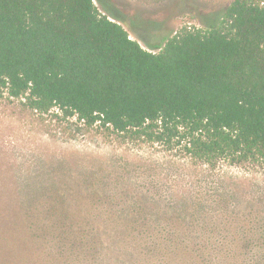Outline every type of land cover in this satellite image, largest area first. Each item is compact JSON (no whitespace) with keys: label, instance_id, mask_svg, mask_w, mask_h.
Masks as SVG:
<instances>
[{"label":"rangeland","instance_id":"374dc122","mask_svg":"<svg viewBox=\"0 0 264 264\" xmlns=\"http://www.w3.org/2000/svg\"><path fill=\"white\" fill-rule=\"evenodd\" d=\"M232 1L93 4L156 53ZM183 142L0 95V264H264V154L212 166Z\"/></svg>","mask_w":264,"mask_h":264},{"label":"trees","instance_id":"16d2710c","mask_svg":"<svg viewBox=\"0 0 264 264\" xmlns=\"http://www.w3.org/2000/svg\"><path fill=\"white\" fill-rule=\"evenodd\" d=\"M214 16L153 53L93 0H0V95L153 142L178 138L212 166L263 155L264 0Z\"/></svg>","mask_w":264,"mask_h":264}]
</instances>
